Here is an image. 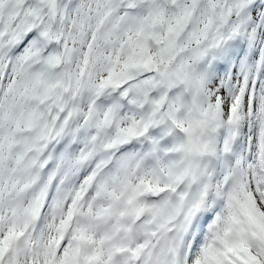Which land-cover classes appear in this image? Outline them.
Listing matches in <instances>:
<instances>
[{"label":"snow or ice","instance_id":"6c2138e0","mask_svg":"<svg viewBox=\"0 0 264 264\" xmlns=\"http://www.w3.org/2000/svg\"><path fill=\"white\" fill-rule=\"evenodd\" d=\"M0 264H264V0H0Z\"/></svg>","mask_w":264,"mask_h":264}]
</instances>
